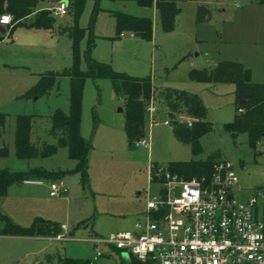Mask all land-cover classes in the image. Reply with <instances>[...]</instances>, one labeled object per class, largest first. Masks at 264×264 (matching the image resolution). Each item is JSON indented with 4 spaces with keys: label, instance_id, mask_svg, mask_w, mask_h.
Wrapping results in <instances>:
<instances>
[{
    "label": "rangeland",
    "instance_id": "1",
    "mask_svg": "<svg viewBox=\"0 0 264 264\" xmlns=\"http://www.w3.org/2000/svg\"><path fill=\"white\" fill-rule=\"evenodd\" d=\"M203 1H208L205 7L202 6L210 12V16L197 19L196 3L180 2L175 28L163 32L154 6H138L131 0H98L95 6L94 0H85L76 20L77 26L84 30L76 45L78 68L84 70L86 67L84 53L91 31L93 44L89 56L92 59L109 64L117 72L149 77L154 87L153 106L161 103L158 108H164L165 112L162 99L165 89L197 95L206 110L203 121L210 124V131L199 139L201 152L194 155L187 143L174 136L171 125L162 124L166 114L160 111V122L152 126L146 114L143 138L149 140V146H136L135 143L130 146L123 130V100L115 96L108 79L87 78L83 84L80 111V134L92 146L87 158V182L81 184L78 174H67L61 178L64 192L49 197L47 181L41 180V185L33 186L37 184L25 185L23 180L11 186L1 198L2 201L8 195L0 205V213H7V217L17 225L26 227L32 217H45L58 228L64 225L65 228L58 234L63 239L56 241L54 235L27 236L42 237L45 248L41 253H34V241H25L31 239L0 236V264H58V255L84 264H124V258L129 259L126 251H117L98 240L111 234L134 231V223L145 209L146 195H158L159 170H166L172 162L204 161L217 154L219 161L228 163L231 171L238 176L234 187L237 197L247 199L258 189H264V136L256 147L260 154L255 155L248 145L246 134L234 136L226 129L237 114L234 85L188 79L191 69L210 70L221 61H235L249 71L252 82L264 84V4L254 0ZM55 6V3H41L37 7L50 10ZM115 11L149 18L155 29L154 35L152 33L149 40L136 37L137 41H133L129 31H122V36L115 38V19L111 15ZM52 17L55 28L65 29L73 25L72 15L68 12L63 17ZM18 32L25 31L19 29ZM53 32L50 33L54 35ZM42 34L45 33L40 31L35 33V37L27 38L35 44L37 54L32 60L24 62L22 67L20 62H0V108L6 107L11 113L17 110V114L34 115L30 142L38 148L42 144L56 142V136L49 133L48 114L54 108L63 106L67 96V78H58V93L53 88L47 97L35 102L34 99L17 98L11 103H4L1 98L10 89L9 85L6 86L7 81L21 82L20 75H25V72L34 77L33 73L61 72L71 66L73 41L66 30L63 31L66 37L59 40V46L56 45V37L46 43ZM2 35L6 43L1 46L7 51L3 57L14 54L20 57L26 37L22 33L17 35V31L10 36L8 27ZM27 64L30 70L26 68ZM118 109L121 111L118 112ZM94 123L96 129L92 133ZM14 126V117L8 116L0 127V147L6 145L8 149L7 157L0 158V169L17 171L39 167L48 171H66L74 167L66 148H59L52 155L40 153L33 159H17L10 136ZM6 127L7 135L2 134ZM152 165L156 166V182L149 180ZM173 196H179V189L174 190ZM17 204L28 208L26 215H17ZM81 222L84 224L78 226ZM96 251L101 256L94 259Z\"/></svg>",
    "mask_w": 264,
    "mask_h": 264
},
{
    "label": "trees",
    "instance_id": "2",
    "mask_svg": "<svg viewBox=\"0 0 264 264\" xmlns=\"http://www.w3.org/2000/svg\"><path fill=\"white\" fill-rule=\"evenodd\" d=\"M65 2L67 12L72 15L73 25L66 30L73 41V60L71 66L61 72H46L42 74L37 82L21 96L24 99L37 100L47 97L50 91L58 85V78L65 77L68 80V109H54L48 115L50 121L49 133L56 136V142L52 145L42 144L40 148L30 142L31 123L33 115L20 114L14 117L15 126L13 132L14 154L19 160H29L37 157L40 153L44 155L55 154L57 149L66 148L67 155L74 162L71 170L48 171L39 167H31L24 171H9L0 169V200L8 189L14 184H19L27 178L45 180L47 182L61 180L67 174H78L79 183L87 182V158L91 150V144L85 141L80 134V111L82 89L87 78L98 80L108 79L111 83L115 96L123 100L124 108V134L128 145H133L144 137V126L147 104L153 98L154 87L149 77H134L126 73L115 71L109 64L92 59L89 56L90 47L93 44V36L89 31L87 47L84 53L86 67L84 70L78 68V55L76 45L82 38L83 29L79 28L76 20L82 12L85 0H0V15L9 14L12 23L29 16L33 13L38 4L43 2ZM95 1V6L98 0ZM138 6H154L160 28L163 32L172 31L175 28V19L179 14L180 2L199 0H131ZM258 4H264V0H254ZM97 8H95V11ZM197 19L208 17L209 12L202 5L197 6ZM115 19V38H119L122 31H129L134 37L149 40L152 36V22L147 17H133L123 12H111ZM54 20L49 10H40L35 14L30 27L49 29L53 26ZM12 25V24H11ZM12 28L9 30L11 33ZM3 35L0 34V41ZM188 79L193 82L205 83H231L234 85L233 95L235 97L237 114L234 120L227 124V131L244 133L247 136L248 145L254 150L255 155L260 154L256 147L264 136V84L254 83L250 79L249 71L235 61H221L214 68L191 69ZM163 103L166 107L167 117L172 126L174 136L183 143L190 146L191 152L197 155L201 152L199 139L210 131V124L203 121L206 110L201 104L199 97L195 94L175 89H165L162 94ZM243 100L245 103L240 104ZM240 110V112H239ZM187 115L197 119L190 127L176 121L178 115ZM8 117L0 112V127ZM96 129L95 123L92 126V133ZM8 155L7 146L0 147V158ZM218 155L214 154L204 161L172 162L166 170L184 179L208 180L213 167L221 163ZM153 172L156 166L150 167ZM86 223V222H85ZM84 222L78 224L83 225ZM77 226V227H78ZM59 228L53 222L34 218L26 226H19L9 217L0 213V236H39L58 235ZM47 260L48 257H47ZM58 264H84L79 260L62 258L57 256ZM130 264H136L131 259Z\"/></svg>",
    "mask_w": 264,
    "mask_h": 264
},
{
    "label": "built area",
    "instance_id": "3",
    "mask_svg": "<svg viewBox=\"0 0 264 264\" xmlns=\"http://www.w3.org/2000/svg\"><path fill=\"white\" fill-rule=\"evenodd\" d=\"M50 11L63 17L66 3L58 2ZM11 24L10 15H0V27ZM155 111L151 99L146 109L150 125L160 122L153 116ZM176 121L190 127L197 119L182 114ZM162 124L171 125L169 119ZM135 145L147 147L149 141L142 138ZM159 173L158 195H146L145 209L134 223V231L111 234L98 242L126 251L129 264L131 259L136 264H264V189L247 199L237 197L234 187L238 176L226 162L216 164L208 180H185L167 170ZM154 177L150 168V182ZM23 183L41 185L42 181L26 179ZM47 185L50 197L64 192L61 180ZM175 189H179L178 197L173 196ZM100 256L96 251L94 259Z\"/></svg>",
    "mask_w": 264,
    "mask_h": 264
},
{
    "label": "crops",
    "instance_id": "4",
    "mask_svg": "<svg viewBox=\"0 0 264 264\" xmlns=\"http://www.w3.org/2000/svg\"><path fill=\"white\" fill-rule=\"evenodd\" d=\"M193 2V1H192ZM208 2V1H207ZM207 2H204L203 0H199V1H196L195 3H196V5L198 6V5H204V7H205V5H207ZM44 3H49V2H43V4ZM51 3V2H50ZM54 3V2H53ZM55 4H57V3H55ZM179 5V4H178ZM38 6V5H37ZM47 7H37L36 9H35V11L33 12V13H31L29 16H27V17H25V18H23V19H21V20H19V21H17L15 24L14 23H12V25L10 26V27H8L9 28V30H10V28H12V30H11V33H10V36H12L13 35V32H15V31H17V35H21V33H22V35H24L25 37H26V40L25 41H23V50H21V56L20 57H18V55L17 54H14L13 56H10V57H3V54L4 55H6L7 54V51L5 50V49H3L4 48V46H1V45H3L4 43H6L5 42V39H4V37H3V39L0 41V62H2V60H10V64H13L12 62H15V64H17V62H20L19 63V65L22 67L23 65L22 64H24V62H28L27 60H32L33 59V56H35V54H37L36 52H35V50H34V48H35V44L30 40V39H27V38H32V37H35V33H37V32H40V31H42V32H44L45 34H42L41 36L43 37L42 38V40L43 41H45L46 43L47 42H51V41H54V37H56V45L57 46H59V40L60 39H62V38H65L66 36H64V34H63V32L62 31H60L61 29H64V28H62V27H58V28H55V27H51V28H49V29H43V28H33V27H30V23L32 22V20H33V18H34V16H35V14L36 13H38L40 10H48V9H46ZM180 8V7H179ZM50 11V10H49ZM154 13H155V16H156V19H158V17H157V14H156V11H155V9H154ZM210 13V12H209ZM52 14V13H51ZM208 16H210V15H208ZM177 17V16H176ZM176 20V19H175ZM159 23V22H158ZM0 28H2L3 30L5 29V27H0ZM19 29H23L25 32H18L19 31ZM51 31H54L53 33H54V35H52V33H50ZM49 32V34H47ZM152 33H153V35H154V33H155V29H154V27H152ZM1 34V33H0ZM9 36V35H8ZM48 37H50V38H48ZM120 37V36H119ZM128 38V37H127ZM131 40H133V41H137V38L136 37H133L132 36V38H131ZM9 41V40H8ZM57 41H58V43H57ZM68 41V40H67ZM10 43H12V41H9ZM68 44H69V41H68ZM10 45H12V44H10ZM4 52V53H3ZM10 58V59H9ZM5 65V64H4ZM6 66V65H5ZM27 66H29L28 64L26 65V68L28 69V70H30V67H27ZM31 72V71H30ZM46 72H51L50 70L49 71H46ZM45 72V73H46ZM35 76L34 77H30V76H28V74H26V72H25V75H23V74H21L20 75V77L22 78L21 79V82H18L17 83V81L16 80H8L7 81V84H6V86H10V89H8L7 90V93H6V96H4L3 98H1V99H3V101L2 102H4V103H11L12 101H15V100H17V98H22L21 96L26 92V90H28L30 87H32L36 82H37V80L39 79V77L42 75V74H44V73H39V74H35V73H33ZM59 83V82H58ZM255 83V82H254ZM55 88V91H56V93H58L57 91L59 90V84L57 85V86H55L54 87ZM52 91V90H51ZM50 91V92H51ZM153 98H152V102H153ZM34 102L35 101H37V100H33ZM155 104V103H154ZM159 105H161V103L160 104H158V105H156L155 104V113L153 114V116H156L158 119H159V121H160V115H158L159 114V112L160 111H164V113L166 114V119H168V117H167V113L165 112V110H164V108H158V106ZM54 109H61V110H63V111H67V109H68V87H67V96H66V98H65V102H64V104H63V106L62 107H59V108H54ZM53 109V110H54ZM52 110V111H53ZM10 111V112H9ZM9 111L6 109V107H1L0 108V112H2V113H4V114H7L8 116H10V117H15L16 115H20V114H17L16 112H17V110L15 111V113H11V110L9 109ZM52 111L50 112V113H52ZM119 111H121L120 109H118V112ZM14 112V111H13ZM49 113V114H50ZM48 114V115H49ZM26 115H31V114H26ZM34 116V115H33ZM36 116H39V115H36ZM165 121V120H164ZM150 126H152V125H150ZM166 126V125H165ZM6 129H7V127L5 128V131L2 133V134H6L7 135V131H6ZM2 131V130H1ZM13 132H14V129H13ZM13 132L11 133V135L10 136H12L11 138H12V140H13ZM10 134V133H9ZM8 134V135H9ZM149 141V140H148ZM28 168H31V167H26V168H24V169H19V170H17V171H24V170H27ZM26 185V184H25ZM33 186H39V185H33ZM17 192H18V190H17ZM8 196V195H7ZM6 196V197H7ZM6 197L4 198V199H6ZM50 197V196H49ZM3 199V200H4ZM2 200V201H3ZM2 201L0 200V205H1V203H2ZM3 204V203H2ZM27 210H28V208H26V207H24V206H20V205H18L17 204V207L15 206V211L17 212V215H22V216H24V215H26L27 214ZM144 211V210H143ZM7 214V213H6ZM5 214V215H6ZM7 216V215H6ZM34 218H41V219H44V220H47L45 217H40V216H34V217H32V219H31V221H30V223L32 222V220L34 219ZM29 223V224H30ZM28 224V225H29ZM79 224V223H78ZM27 225V226H28ZM20 226V225H19ZM62 226V225H61ZM64 226V225H63ZM25 227V226H24ZM59 229L61 230V227H59ZM59 230V231H60ZM58 234H59V232H58ZM57 236V235H56ZM56 236H55V240L56 241H61V240H57L56 239ZM5 237H12V236H5ZM13 237H16V236H13ZM18 237H21V236H18ZM17 238V237H16ZM24 238H28V239H31V240H25V241H34V248H35V251H33L34 253H41V252H43V250H44V246H43V244H42V237H24Z\"/></svg>",
    "mask_w": 264,
    "mask_h": 264
},
{
    "label": "water",
    "instance_id": "5",
    "mask_svg": "<svg viewBox=\"0 0 264 264\" xmlns=\"http://www.w3.org/2000/svg\"><path fill=\"white\" fill-rule=\"evenodd\" d=\"M0 33L3 34L4 33V30L2 28H0ZM240 104H243L245 103L243 100H240L239 101ZM124 264H129V259L128 258H124Z\"/></svg>",
    "mask_w": 264,
    "mask_h": 264
},
{
    "label": "snow or ice",
    "instance_id": "6",
    "mask_svg": "<svg viewBox=\"0 0 264 264\" xmlns=\"http://www.w3.org/2000/svg\"><path fill=\"white\" fill-rule=\"evenodd\" d=\"M7 18H5V20H6Z\"/></svg>",
    "mask_w": 264,
    "mask_h": 264
}]
</instances>
